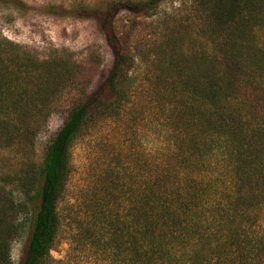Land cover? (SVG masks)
<instances>
[{
  "label": "trees",
  "instance_id": "1",
  "mask_svg": "<svg viewBox=\"0 0 264 264\" xmlns=\"http://www.w3.org/2000/svg\"><path fill=\"white\" fill-rule=\"evenodd\" d=\"M162 1L133 6L147 12ZM193 9L197 28L168 59L175 78L155 85L145 105L133 95L131 57L107 13L111 73L97 91L85 88L76 98L23 186L27 195L42 182L23 264L51 262L72 142L95 119L122 124L128 110L146 118L142 130L152 143L144 150L135 135L133 158L112 156L98 187L82 193V213L72 217L73 255L55 263L264 264V0H194ZM2 66L0 88L9 91L13 77ZM20 71L11 73L16 80ZM144 106L146 116L137 111ZM21 204L1 189L3 209L17 216ZM4 219L0 213V264H13L11 242L23 219Z\"/></svg>",
  "mask_w": 264,
  "mask_h": 264
},
{
  "label": "rangeland",
  "instance_id": "2",
  "mask_svg": "<svg viewBox=\"0 0 264 264\" xmlns=\"http://www.w3.org/2000/svg\"><path fill=\"white\" fill-rule=\"evenodd\" d=\"M144 1L0 0V65L13 77L9 91L0 88V191L24 207V213L16 216L0 205L3 221L23 219L11 242L13 264L27 259V243L39 206L35 191L42 182L36 179L27 195L24 184L41 168L46 147L76 98L85 88L97 91L111 73L114 52L102 31L107 13L112 11L109 29H114L119 47L131 57L128 77L133 95L143 98L140 103L145 105L155 85L175 78L169 76L167 63L173 50L185 42L183 34L197 28L194 0H163L147 12L133 6ZM14 71H20L17 80L11 74ZM137 111L146 116L147 107ZM145 119L129 110L122 124L98 118L72 142L67 182L57 205L60 229L50 250V264L66 262L73 255L72 234L77 222L73 223L72 217L82 213V193L98 187L96 183L110 169L112 156L120 153V157L132 159L135 135L142 137L144 150L152 143L149 133L142 130ZM135 129L140 135L132 132ZM128 133L129 139H125Z\"/></svg>",
  "mask_w": 264,
  "mask_h": 264
}]
</instances>
